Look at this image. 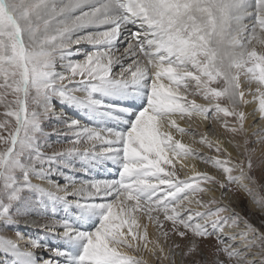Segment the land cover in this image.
<instances>
[{
	"label": "snow or ice",
	"instance_id": "obj_1",
	"mask_svg": "<svg viewBox=\"0 0 264 264\" xmlns=\"http://www.w3.org/2000/svg\"><path fill=\"white\" fill-rule=\"evenodd\" d=\"M0 106V264H264V0H0Z\"/></svg>",
	"mask_w": 264,
	"mask_h": 264
},
{
	"label": "rangeland",
	"instance_id": "obj_2",
	"mask_svg": "<svg viewBox=\"0 0 264 264\" xmlns=\"http://www.w3.org/2000/svg\"><path fill=\"white\" fill-rule=\"evenodd\" d=\"M83 46H85L86 48H90L91 47V46H88L86 44L83 45ZM201 100L202 99L197 98V102H199ZM2 112H3V107L0 106V113H2ZM0 119H3L2 115H0ZM225 119H227L229 121V123H232L233 120H234V118H232V117L225 118V117H223L221 115L220 119L213 120V121H210V122H215L217 128L219 129L218 131H220L222 133V135H224V137L227 139L228 138V134L225 132L224 128L221 126ZM13 123H14V121H13ZM212 126H213V124H211L209 129H213ZM63 128H64V126L62 124H60L55 118H52L50 121H45L44 122L45 133L46 134H51V135L48 136V144H50L51 147H47L46 146L44 148V152L45 153L51 154L53 151L60 150V149H62L63 147L66 146L65 143L63 142L64 141V136H65ZM194 131L196 133V136H198L197 134L199 133V129L198 130H194ZM0 147H2V145H0ZM207 152L208 153L205 154V155H208V156L215 155L214 152L209 151L208 149H207ZM201 153L204 154L203 152H201ZM206 166L209 168L211 174L218 175V173H216L215 170L210 167V165H206ZM255 174L257 176L260 175L259 171H257ZM180 175H181V178H183L181 173H180ZM80 178L81 179L84 178L83 174H81ZM88 178L89 179H93V178H95V179H116V178H118V172L116 171V167L112 166L109 163V165L106 168L96 169L93 172L89 173L88 174ZM238 195H239L241 200L245 199L242 193H240ZM60 215H63V214L60 213ZM34 219H35V217H34ZM161 219H162V217H161ZM51 220H52L51 216L40 218L38 220V224L35 225V226L30 225V224L26 225L25 223L21 222L19 225L14 226L12 229L0 230V235H3V236H6L8 238H13L14 239L15 238V232L19 231V232L24 234L25 238H29V237H31V238H39L41 240H45L48 244L54 246V245L60 243V241L57 240L56 238H54L52 235L46 234L45 231L42 230L41 227H40V225L50 223ZM252 222L254 224H258V218L256 216H253L252 217ZM146 255H147V253L144 254V256H146ZM0 258H2V256H0ZM147 258H149V260L147 259L148 260L147 264H153V260H152V258L149 255H147Z\"/></svg>",
	"mask_w": 264,
	"mask_h": 264
},
{
	"label": "bare ground",
	"instance_id": "obj_3",
	"mask_svg": "<svg viewBox=\"0 0 264 264\" xmlns=\"http://www.w3.org/2000/svg\"><path fill=\"white\" fill-rule=\"evenodd\" d=\"M83 47H85V46H83ZM120 51L122 52L123 49L121 48ZM117 55H119V53H117ZM118 71H119V69H117V72ZM249 99H251V97H249ZM197 103H205V102L203 100H201V101H199ZM253 107H254V105H253ZM178 123L180 124V126L185 127V128H189L190 130H198L199 129V133L197 134L198 136H195V139L196 140H199L200 134H202L204 132H208L211 137L220 136L221 138L226 139L224 137V135H222V133L220 131H218L219 129L217 128L215 122H203L202 123L197 117L193 116L191 119L185 117L184 120H178ZM211 124H213V126H212L213 129H209V127H206V125H210L211 126ZM192 141H193V137H191V136H187L186 135V136L183 137V142L184 143H187V144L192 145V147L198 149L200 152H203L204 154H207L208 153L206 147H204V146H202V145H200L198 143L193 144ZM181 163H184V162L183 161H178V163L176 165L178 169H179ZM112 166L117 167L115 165H112ZM197 168L199 170L208 171L209 173H211L210 170H209V168L204 163L197 162ZM184 172H187L188 175H191L192 174L191 173V168H190V162H189V167L188 168H185L184 171L181 172L182 176L184 175ZM145 222L147 223L146 220H145ZM148 232L150 234H152L154 232L153 226L150 223L148 225ZM147 255L144 256V258H145V260L148 263L149 258H147Z\"/></svg>",
	"mask_w": 264,
	"mask_h": 264
}]
</instances>
